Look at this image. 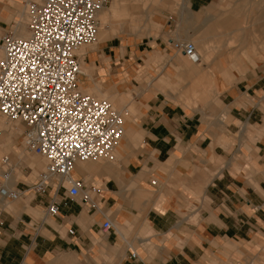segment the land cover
<instances>
[{
  "label": "crops",
  "instance_id": "crops-1",
  "mask_svg": "<svg viewBox=\"0 0 264 264\" xmlns=\"http://www.w3.org/2000/svg\"><path fill=\"white\" fill-rule=\"evenodd\" d=\"M190 4L191 0H182L189 22L197 23L199 13H211L209 6L195 11ZM149 5V1L113 0L112 9L123 15L129 13L135 23H146L157 9L154 6L149 10ZM25 9L24 6L18 12L15 30ZM11 11L8 0H0V17ZM98 20L101 27L94 44L96 52L90 57L82 47L77 54L82 56V63L91 65L103 51L111 59L110 64L116 66L117 55L121 59L120 46L107 41L111 39L107 30L100 32L109 23L104 10L99 12ZM205 25L183 38L198 40L199 34H203L208 47L207 36L214 28L210 22ZM0 29H7L3 20ZM248 46L257 51L253 45ZM221 50L225 52V63V57L236 60L237 50ZM0 52L3 55L1 48ZM209 54L208 50L204 53V60ZM178 66L181 73L177 80L172 81L169 73L165 74V81L175 89L182 84L185 93L184 81L193 83L191 92L203 91L198 90L202 86L199 78L204 76L200 64L189 65L181 59ZM231 66L234 68V63ZM84 75L88 79L86 92H91L89 83L93 82L88 74ZM218 82L222 84L218 102L210 108L211 112L205 111L207 115L202 121L196 112L186 113L180 106L158 97L151 99L149 93L136 96L138 100L141 97L139 117L131 114L125 119L124 134L116 152L119 164L90 171L79 163L72 172L73 179H83L87 187L96 189L91 196L95 207L79 199L63 198L58 216L48 218L44 210L51 191L43 195L24 193L16 201L0 199V264H213L217 254L230 252L223 248L226 242L237 248L232 250L238 256L234 264H246L250 249L246 244L255 248L251 252L263 253L264 108L259 101L252 100L257 103L249 104L246 99L254 97V92L264 91V74L256 72L234 86L226 79L219 78ZM148 91L174 101L178 97L177 103L185 107L190 104L186 101L190 97L180 91L165 90L164 94L161 87L154 85H149ZM104 95L113 98L111 94ZM201 96L207 101L206 96ZM122 99L127 100L128 95ZM111 104L128 113L127 106L118 108ZM138 149L146 153L137 156ZM19 162L11 161V167L19 169L22 163L33 171L41 167V161ZM14 172L0 165V183L7 173L4 183L11 190H25L36 181L35 178L30 185L22 181L13 183ZM93 176L102 185L88 181ZM154 178L160 182L153 186ZM194 217L197 222L188 223ZM105 220L113 227L108 233L101 230ZM69 229L72 235L67 233ZM132 253L139 259L132 260Z\"/></svg>",
  "mask_w": 264,
  "mask_h": 264
},
{
  "label": "built area",
  "instance_id": "built-area-1",
  "mask_svg": "<svg viewBox=\"0 0 264 264\" xmlns=\"http://www.w3.org/2000/svg\"><path fill=\"white\" fill-rule=\"evenodd\" d=\"M106 4L107 0L33 1L28 9V37L0 29V119L21 125L22 147L44 162L36 181L25 190L6 187L5 176L0 183L1 200L16 201L24 193L51 191L44 210L48 218L58 216L63 198L95 207L91 196L96 189L87 187L83 179H73L72 172L77 163L115 162L128 116L108 100L85 93L80 85L82 61L77 51L96 44L98 14ZM171 46L190 62H199L192 42L172 41ZM0 165L9 172L15 170L8 156ZM22 170L32 171L29 167ZM157 181L154 178L151 185ZM112 229L109 220L101 225L103 233ZM67 233L72 235V229ZM130 258L139 259L136 253Z\"/></svg>",
  "mask_w": 264,
  "mask_h": 264
},
{
  "label": "rangeland",
  "instance_id": "rangeland-1",
  "mask_svg": "<svg viewBox=\"0 0 264 264\" xmlns=\"http://www.w3.org/2000/svg\"><path fill=\"white\" fill-rule=\"evenodd\" d=\"M33 1L38 0H8L12 11L8 16L1 15L0 17V20L7 23V29L13 32L15 31L14 27L18 19V12L24 6L27 13V20L25 22L27 28L29 4ZM140 1H149V10L157 6L155 14L150 15L151 18L148 22L146 21V23L133 22L129 13L123 15L121 12L119 13V11L114 12L112 9L113 0H107L106 7L103 10L108 15L109 23L104 25L100 32L107 30L109 35H111V39L107 41H111V43L120 46L119 56L121 59L119 61L117 55L115 60L116 66H114L110 64L111 59L105 57L103 51H101L97 57V62L91 65L85 62L81 63V69L85 71V74L90 76L93 82L91 84L89 83L91 92H86L88 79L87 76H82L80 85L85 93L100 99H106L118 108L127 106L128 115L136 114L137 118L139 117L138 110L141 108L139 102L141 97H138V100L136 96H140L141 93H149L151 94V99L158 97L160 100H164L165 103L177 107L180 106L186 113L191 111L196 112L195 114L202 121L203 117L207 115L205 111L211 112L210 108L218 102L219 90L222 88V84H218L219 78L222 80L226 79L231 86H234L251 74H255L256 72L264 74V0H191L192 9L195 11H199L203 6L210 7L211 13L209 15L198 14L197 23L195 21H187V15H185L182 8V0H173V2H170V0ZM237 1L241 2V5L245 7V11H238L232 14L231 16H233V19L231 22H235L232 24L229 23L228 20H225L230 17L228 15L223 17L222 14L229 12L231 5ZM248 13L250 18H247V20L245 15ZM259 15L261 18L254 20V18ZM215 16L220 18L218 23L215 21L217 18ZM207 22H210L214 28V31H212L213 34L208 33L210 36H207V42H209L208 47H205V45L204 47L200 46L199 42H202L200 38L203 34H199L200 36L198 40H196L198 42L197 44L188 37L183 38L188 34H192L194 31H199L202 27L206 26L205 24H207ZM149 37H152V39ZM209 39H211V41ZM172 41L192 42L196 46L202 60V62L200 61L196 64H200L199 69L203 70L202 75H204L199 78L202 86L198 87V90H203L200 93L191 92L194 89L192 82H183V85H185L184 90H186L185 93L183 91L184 87H181L182 84L175 89L165 81V74L170 73L172 81L177 80L176 76H180L181 68L178 66V61L181 59H184L189 65L194 64L186 57L184 58L181 53H176L172 49ZM245 45H253L257 51L250 52L248 49L244 50ZM84 48H86L87 55L90 57L96 52L95 45ZM223 48L228 51L232 49L237 50L236 60L231 58L226 59L225 57V63L223 60V54H225V52L221 50ZM207 50L210 54L208 59L204 60V53ZM244 51L248 53L247 56L244 55ZM106 54H109V52H106ZM0 56H2L1 52ZM78 56L80 55L78 54ZM80 58L82 60V56H80ZM231 62L234 63V68L231 66ZM149 85L161 87L163 90L162 93L164 94H166L165 90H171L173 93L180 91V93H183L186 97H190L189 100L186 99L190 104L185 107L177 103L176 100H178V97H176L174 101L157 92L152 93L148 91ZM105 93L111 94L113 96L112 100H110L108 95H104ZM254 93H256V95L250 97L249 99L251 100L246 99L247 102L249 104H256L257 102H253L252 100L259 101L261 103L260 107L264 108V91ZM201 94L204 97L206 96L207 101L201 99ZM126 95H128V99H122ZM262 112L264 114V109ZM207 119L210 121V117ZM0 129L3 130V134L0 136V150L2 151L0 161L3 156H8L13 163L20 161V164L25 159H29V161H34L35 163L41 161L39 170L33 171L32 174V171L21 169L26 164L23 165L22 163L19 169L15 166L13 183L22 181L30 185L33 183L38 173L43 169L44 162L42 158L33 153H28L22 147L20 135L23 131V127L21 125L17 123H8L0 119ZM145 153V151L137 150V156ZM81 164L86 166L88 170L94 171L101 167L113 166L114 164L118 165L119 162L117 159L112 164L100 160H90ZM20 170L22 173L19 172ZM95 176L90 179L87 178L88 181L96 185H102L101 181ZM158 182L160 181L158 180ZM111 217H113V214H111ZM196 220L197 217H194L189 220L188 223L195 224L197 222ZM119 227L118 225L116 226V228ZM131 230L129 229V232H133ZM179 242L181 241L179 240ZM262 244L264 246V243ZM215 245L217 246L218 244L215 243ZM246 245L247 249L248 247L250 248L247 250L249 252L246 253V264H264V252L256 254L255 252H251L255 250V248L250 247L251 243ZM223 248L225 251L230 252L217 254L218 258H213V264H234V258L237 259L238 256L235 251L232 250H237L236 246L231 242H226Z\"/></svg>",
  "mask_w": 264,
  "mask_h": 264
},
{
  "label": "bare ground",
  "instance_id": "bare-ground-1",
  "mask_svg": "<svg viewBox=\"0 0 264 264\" xmlns=\"http://www.w3.org/2000/svg\"><path fill=\"white\" fill-rule=\"evenodd\" d=\"M248 1V0H247ZM191 5V4H190ZM227 7H228V5H227ZM220 8V7H219ZM222 8V7H221ZM230 9V11L229 12H227V13H224V14H222V16L223 17H226L227 15L230 17V18H228V19H225L226 21L228 20V22L229 23H235V22H231V20L233 19V16H231L232 14H234V13H236V12H238V11H240V12H244L245 11V7H243L242 5H241V2H235L233 5H231V7L229 8ZM192 10V9H191ZM249 13H250V11H249ZM249 13L247 14V15H245V18L247 19V18H250V15H249ZM247 16V17H246ZM20 17H21V20H20V22H19V24H18V26H17V29L14 31V34L16 35V36H18V37H21V38H26V35H27V37H28V33H27V31H26V24H25V22H26V20H27V14H26V12H22L21 13V15H20ZM215 17H217L216 19H215V21H217V23H218V21H219V17L218 16H215ZM244 18V19H245ZM258 18H261V16L259 15L258 17H255L254 18V20H257ZM248 20V19H247ZM255 23H257V22H255ZM259 23V22H258ZM99 28H100V24H99ZM14 29H15V27H14ZM230 35V34H229ZM204 36V35H203ZM203 36H201V38H200V40H202V45H205V43H204V37ZM255 38V37H254ZM192 40H194V39H192ZM194 42H196V44L198 43L196 40H194ZM264 42V41H263ZM202 47V46H201ZM206 47V46H205ZM0 48H1V46H0ZM195 48H196V46H195ZM246 49H248V51H250V52H252V48L251 47H249L248 45H247V48ZM2 50V49H1ZM196 51H197V49H196ZM78 52V51H77ZM3 53V52H2ZM197 53H198V51H197ZM206 53V52H205ZM199 54V53H198ZM245 55V54H244ZM222 58V57H221ZM199 62H200V59H199ZM198 62V63H199ZM192 63V62H191ZM194 64H196V63H194ZM82 70V73H83V75L85 74L84 73V70L83 69H81ZM111 103V102H110ZM113 106V105H112ZM117 110V109H116ZM118 111H120V112H122V111H126L127 112V110L126 109H122V110H118ZM120 152V151H119ZM3 158V157H2ZM10 159V158H9ZM10 163H11V160H10ZM1 168H6V169H8L7 167H2L1 166ZM30 168V167H29ZM32 169V168H31ZM8 171V170H7ZM32 171H33V169H32ZM6 176L8 177V173L6 174Z\"/></svg>",
  "mask_w": 264,
  "mask_h": 264
}]
</instances>
